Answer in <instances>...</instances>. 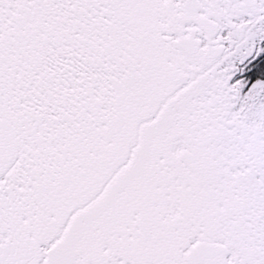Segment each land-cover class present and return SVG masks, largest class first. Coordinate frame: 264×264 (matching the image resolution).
<instances>
[{"label":"snow or ice","instance_id":"6c2138e0","mask_svg":"<svg viewBox=\"0 0 264 264\" xmlns=\"http://www.w3.org/2000/svg\"><path fill=\"white\" fill-rule=\"evenodd\" d=\"M0 264H264V0H0Z\"/></svg>","mask_w":264,"mask_h":264}]
</instances>
